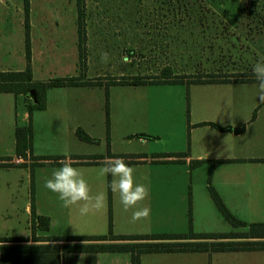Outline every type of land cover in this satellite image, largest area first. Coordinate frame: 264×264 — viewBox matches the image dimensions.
I'll return each mask as SVG.
<instances>
[{"label": "crops", "instance_id": "obj_1", "mask_svg": "<svg viewBox=\"0 0 264 264\" xmlns=\"http://www.w3.org/2000/svg\"><path fill=\"white\" fill-rule=\"evenodd\" d=\"M227 79L140 84L163 89L152 95L147 93L132 105L119 103V114H112L109 123L100 112V98L93 93L95 87L102 89L104 82H100L101 86L50 87L46 91V107L31 114L23 94L0 92V122L1 113H7L12 127V136L8 135L6 141L0 131V157L12 158L0 161L10 163L0 166V239H9L0 246H62L65 242L44 237L108 234L110 207L114 234H179L188 233L190 227L200 233L223 232L227 219L212 199L210 186L241 221L264 222V102L258 97L255 78ZM34 80L49 79H38L34 73ZM3 94L15 96L4 99ZM129 111L135 115L124 118ZM30 121L33 155L60 157L56 159L59 164L32 169L29 155L27 159L17 157L16 127ZM215 124L230 129H219ZM133 126L145 136L133 137ZM82 127L97 140L80 139L76 131ZM147 135L158 138L159 148H148L151 137ZM115 141H121L117 149L113 147ZM134 141L140 143L139 147L125 148ZM108 151L118 157H111ZM83 155L103 157L80 158ZM109 157L123 159L134 169L135 181L148 187L150 195L138 207H150V221L132 223V210L125 212L118 194L112 193V177L109 182L108 176L100 174ZM197 160L203 162L193 165ZM65 162L83 173L92 195H104L98 211L80 216L78 210L63 207L57 195L45 187L52 171ZM8 203L22 204L25 209L24 217L18 214L14 226L10 224L12 216L3 213ZM34 213L49 218L47 230L39 221L33 223ZM230 226L229 231L240 230ZM7 228H12L13 236L7 234ZM0 264H132V253L18 249L0 252ZM140 264H264V249L143 252Z\"/></svg>", "mask_w": 264, "mask_h": 264}, {"label": "rangeland", "instance_id": "obj_2", "mask_svg": "<svg viewBox=\"0 0 264 264\" xmlns=\"http://www.w3.org/2000/svg\"><path fill=\"white\" fill-rule=\"evenodd\" d=\"M24 4L25 0H0V69L20 70L28 65ZM29 6L33 75L41 80L72 76L104 82L93 93L102 102L101 114L109 120L119 114V103L132 105L163 89L123 82L208 75L251 79L255 78L253 65L264 57V0H29ZM103 53L109 56L107 65L101 63ZM1 114L0 131L6 141L12 127L9 115ZM131 115L135 114L125 112L124 118ZM133 133L135 138L145 136L139 128ZM148 137V148H159L158 138ZM120 143L115 141L113 147L119 148ZM139 145L134 141L125 148ZM3 213L12 216V222H7L14 226L25 209L8 203ZM226 224L223 232L232 230L227 220ZM11 229H5L9 236H13Z\"/></svg>", "mask_w": 264, "mask_h": 264}, {"label": "trees", "instance_id": "obj_3", "mask_svg": "<svg viewBox=\"0 0 264 264\" xmlns=\"http://www.w3.org/2000/svg\"><path fill=\"white\" fill-rule=\"evenodd\" d=\"M25 54L28 65L21 70H0V92L14 93L16 96L23 94L29 96L32 101L28 104L29 113L35 109H43L46 107V91L50 87L66 86V85H96L100 84L93 81H80L74 77L52 78L47 81L34 80L33 71L30 65L32 57L31 39L29 33V0H25ZM214 75H208L203 79H192L189 82L206 83L226 81L224 79H216ZM183 79H164V80H133L123 82L124 84H142V83H178ZM118 84V83H113ZM35 91L34 100L31 91ZM108 94V92H107ZM106 109L109 114L108 97L106 101ZM108 117V116H107ZM109 123V117L107 118ZM219 129H230L215 124ZM241 128L236 131H240ZM77 135L80 139L88 142H94L97 139L90 137L82 128L77 129ZM16 155L18 158H28L33 160L32 169L35 166L44 164H59L60 157L37 156L33 155V129L30 121L27 125H18L16 127ZM111 157H118L108 153ZM100 155H83L80 158H102ZM11 157H0L1 160H11ZM53 159L52 162L45 160ZM203 162L197 160L193 165ZM10 163L0 162V166L9 165ZM111 176L109 175V182ZM210 194L216 206L228 222L236 227H247L243 231H227V232H194L192 227L188 233L175 234H114L113 219L110 207L109 212V233L105 235H76V236H51L44 237L56 242H65L64 245L59 243L36 245L30 247H7L0 246V252H15L18 249H26L34 252L59 251L61 248L64 252H96V251H129L132 253V264H140V254L143 252H165V251H229V250H245V249H264V222H253L247 224L238 219L225 205L222 198L214 187H209ZM39 221L40 226L47 230L49 228V218L42 215L33 214V223ZM9 239H0V243L7 242Z\"/></svg>", "mask_w": 264, "mask_h": 264}, {"label": "clouds", "instance_id": "obj_4", "mask_svg": "<svg viewBox=\"0 0 264 264\" xmlns=\"http://www.w3.org/2000/svg\"><path fill=\"white\" fill-rule=\"evenodd\" d=\"M124 60L128 61V58L125 57ZM101 63L105 65L109 63L107 53L101 55ZM252 71L257 82L258 97L264 102V57L253 65ZM100 174L112 177L109 187L113 194H118L123 210L125 212L132 210V223L150 221V207H138L149 197V189L145 184L135 181L132 167L123 159L109 157L100 169ZM45 187L57 195L63 207L78 210L80 216L98 211L104 203V195L100 193L92 195L83 173L67 162L52 171L51 178L45 181Z\"/></svg>", "mask_w": 264, "mask_h": 264}, {"label": "water", "instance_id": "obj_5", "mask_svg": "<svg viewBox=\"0 0 264 264\" xmlns=\"http://www.w3.org/2000/svg\"><path fill=\"white\" fill-rule=\"evenodd\" d=\"M31 94L33 95V97H34V100L36 99V97H35V91L34 90H32L31 91Z\"/></svg>", "mask_w": 264, "mask_h": 264}]
</instances>
